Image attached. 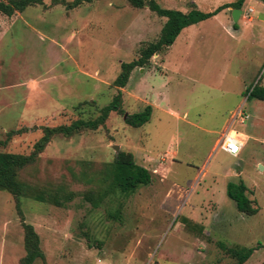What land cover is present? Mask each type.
<instances>
[{"label":"rangeland","instance_id":"rangeland-1","mask_svg":"<svg viewBox=\"0 0 264 264\" xmlns=\"http://www.w3.org/2000/svg\"><path fill=\"white\" fill-rule=\"evenodd\" d=\"M75 1L0 14V153L27 156L44 128L96 120L119 90L123 113L96 130L54 135L19 172L29 195L18 206L0 191V264L25 255L23 224L40 241L44 258L34 264H235L226 251L235 247L263 248L247 264H264V101L249 97L264 86V5L245 0L235 22L230 7L186 28L188 43L180 35L118 89L120 65L139 58L165 19L129 0ZM150 1L206 13L237 0ZM147 105L146 124L125 123ZM238 111L232 130L244 147L233 158L214 148ZM119 152L151 174L128 196L109 191ZM228 183L246 186L255 215L236 209Z\"/></svg>","mask_w":264,"mask_h":264},{"label":"trees","instance_id":"trees-1","mask_svg":"<svg viewBox=\"0 0 264 264\" xmlns=\"http://www.w3.org/2000/svg\"><path fill=\"white\" fill-rule=\"evenodd\" d=\"M245 0H237L235 3L222 5L212 12H201L193 6L187 13L178 10L161 8L156 2L150 1L144 3L143 0H129L130 4L135 8H148L157 16L165 19L160 30L158 38L143 47L140 51L139 58L130 63H122L120 65V73L113 81V86L118 89L124 88L128 82L131 71L136 68H142L147 65L154 55H159L168 49L175 41L180 32L189 26L198 24L202 21L212 18L227 8L240 10ZM264 5V0H259ZM42 4V0H0V14L11 17L15 13H22L28 7ZM80 1L77 0L73 4L77 6ZM235 26V24H234ZM121 91L113 99L100 110V116L94 121L78 120L68 126L46 127L43 129V136L33 145V151L25 156L11 153H0V191L11 194L17 201L21 196H28L26 187L18 180V174L26 166L33 164L38 155L43 152L51 138L56 134L71 137L85 130H96L102 126L109 114L116 112L122 114L121 109ZM249 97L259 101H264V86L254 85L249 90ZM152 107L147 105L143 111L134 113L126 117L125 123L132 128H140L146 124L151 117ZM19 134V131L10 132L11 135ZM5 142L0 141V145ZM109 191L118 190L120 194L128 196L140 187L147 186L151 182V174L143 167L138 166L134 162L133 155L130 153H117L113 163L110 166ZM247 188L243 183H228L226 186L227 197L234 202L236 209L245 215L253 216L258 211L252 207V202L246 195ZM36 201H42L39 195L34 196ZM56 204H59L55 201ZM24 230V251L25 255L19 260V264H34L37 260H43V253L40 249V241L31 225L23 224ZM223 250L226 248L220 244ZM256 248H239L226 250L233 258L236 259L235 264H244L252 255Z\"/></svg>","mask_w":264,"mask_h":264},{"label":"built area","instance_id":"built-area-1","mask_svg":"<svg viewBox=\"0 0 264 264\" xmlns=\"http://www.w3.org/2000/svg\"><path fill=\"white\" fill-rule=\"evenodd\" d=\"M250 12H252V10H250ZM240 114L241 111H238V113L232 118L229 125H227V127L220 133V136L215 144V151L220 150L231 157H237L240 154L244 147V143L241 139H239L236 132L232 130L233 123L236 121L237 117L243 120Z\"/></svg>","mask_w":264,"mask_h":264},{"label":"crops","instance_id":"crops-1","mask_svg":"<svg viewBox=\"0 0 264 264\" xmlns=\"http://www.w3.org/2000/svg\"><path fill=\"white\" fill-rule=\"evenodd\" d=\"M227 9H228V8H227ZM221 12H222V11H221ZM215 17H217V16L215 15V16H213V17L210 18V19H214ZM207 20H209V19H207ZM207 20H205V21H207ZM202 22H204V21H202ZM202 22H200V23H202ZM195 25H196V24H195ZM192 26H194V25H192ZM189 27H191V26H189ZM187 28H188V27H187ZM232 32H233V31H231V33H230V32L227 33V35H228L231 39H233V38L235 39L236 37H238V36L242 33V29H239V30L236 29V30H235L236 33H234V34H233ZM180 35L182 36V38H183L182 40L184 41V43H188L189 38L191 37L192 34L189 33L188 30H186V28H184V29L180 32V34L177 36L176 39H178V38L180 39ZM176 39H175V41H176ZM175 41H174V42H175ZM173 44H174V43H173ZM173 44H172V45H173ZM172 45H171V46H172ZM171 46H170L169 48H171ZM156 56H157V55H156ZM162 65H163V66L160 67V68H161L160 70L164 72V73H163V75H164L163 78L165 79V76H166V72H167V70H166L165 64H162ZM158 78L162 79V78L160 77V75L158 76ZM145 83H146V82H145V78H144V79L142 80V82L139 83V87H142ZM226 127H227V126H226ZM226 127H224V129H225ZM224 129H223V130H224ZM216 141H217V140H216ZM215 144H216V143H215ZM238 156H239V155H238ZM238 156H237V157H238ZM237 157H233V158H237ZM134 161H135V160H134ZM261 246L264 247V245H261ZM262 249H263V248H260V249H256V250H254V252L252 253V255H254L255 252H259V251L262 250ZM252 255H251V256H252ZM251 256H250V257H251ZM249 259H250V258H249ZM249 259H248V260H249ZM248 260L245 262V264H247Z\"/></svg>","mask_w":264,"mask_h":264},{"label":"water","instance_id":"water-1","mask_svg":"<svg viewBox=\"0 0 264 264\" xmlns=\"http://www.w3.org/2000/svg\"><path fill=\"white\" fill-rule=\"evenodd\" d=\"M242 11L238 10V9H234L232 10V20L235 22L237 20V18L241 15ZM114 150H118L117 146H114ZM261 168V166H260Z\"/></svg>","mask_w":264,"mask_h":264}]
</instances>
